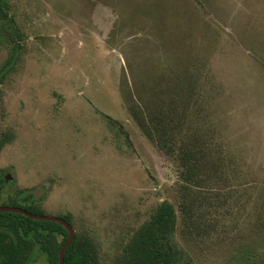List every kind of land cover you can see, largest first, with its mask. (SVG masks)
<instances>
[{
	"label": "rangeland",
	"instance_id": "1",
	"mask_svg": "<svg viewBox=\"0 0 264 264\" xmlns=\"http://www.w3.org/2000/svg\"><path fill=\"white\" fill-rule=\"evenodd\" d=\"M9 1L26 40L8 72L0 45V206L66 215L98 264L164 201L193 264L264 248V0Z\"/></svg>",
	"mask_w": 264,
	"mask_h": 264
},
{
	"label": "trees",
	"instance_id": "2",
	"mask_svg": "<svg viewBox=\"0 0 264 264\" xmlns=\"http://www.w3.org/2000/svg\"><path fill=\"white\" fill-rule=\"evenodd\" d=\"M12 10L13 6L9 0H0V45L9 52V59L4 65V71L7 72L17 62L19 52L26 40ZM131 108L144 134L168 155L174 156L177 151L176 145L175 142L167 140L164 122H160L157 118H149L136 105ZM109 121L112 125L115 124V120L109 119ZM1 147L0 139V151ZM191 155L192 151H186L183 155V161L186 162L188 169L183 176L187 181L194 177V169H196ZM23 207L34 214L44 213L34 206ZM65 219L70 222L67 216ZM177 226L178 211L175 205L169 201L162 202L151 219L132 236L123 254L117 259V263L193 264L177 241ZM68 239V230L57 222L35 220L14 212H0V264H59L60 251ZM42 254L47 256V260L39 263L38 257ZM98 257L99 246L95 239L89 235L76 236L66 250L64 264L90 262L98 264ZM228 264H264V248L238 251L233 254Z\"/></svg>",
	"mask_w": 264,
	"mask_h": 264
},
{
	"label": "water",
	"instance_id": "3",
	"mask_svg": "<svg viewBox=\"0 0 264 264\" xmlns=\"http://www.w3.org/2000/svg\"><path fill=\"white\" fill-rule=\"evenodd\" d=\"M35 193H37V192H35ZM0 212L19 213V214H23L29 218L35 219V220L52 221V222H57V223L63 225L69 232V239L63 245V247L60 251V254H59V264H64V257H65L66 250L74 242V240L76 238L75 229L70 222H68L64 218H61L58 216L34 214V213H32V212H30V211H28L22 207H19V206H0Z\"/></svg>",
	"mask_w": 264,
	"mask_h": 264
},
{
	"label": "flooded vegetation",
	"instance_id": "4",
	"mask_svg": "<svg viewBox=\"0 0 264 264\" xmlns=\"http://www.w3.org/2000/svg\"><path fill=\"white\" fill-rule=\"evenodd\" d=\"M12 179V176H11V174H9V173H7L6 175H5V180L6 181H9V180H11ZM1 187H2V184H1V182H0V189H1ZM33 195H32V197H36V196H38V194L36 193H32ZM20 197H22V199L21 200H19L18 201V206L19 207H22V208H24L23 206H34V207H36L37 208V206L35 205V202L32 200V201H30V199H27L26 198V194L24 193L23 195H19ZM29 201V202H28ZM34 202V203H33ZM25 203H27V204H25ZM33 203V204H32ZM22 205V206H21ZM25 209V208H24ZM27 210V209H26ZM42 214H44V215H47V214H45V213H42ZM53 216H55V215H53ZM58 217H61V218H66V215H64V214H61V215H58ZM66 220V219H65Z\"/></svg>",
	"mask_w": 264,
	"mask_h": 264
}]
</instances>
